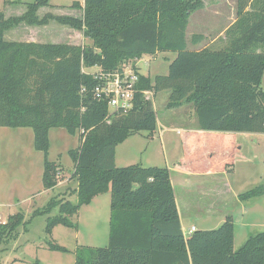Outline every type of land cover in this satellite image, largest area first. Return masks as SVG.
<instances>
[{"label":"trees","instance_id":"16d2710c","mask_svg":"<svg viewBox=\"0 0 264 264\" xmlns=\"http://www.w3.org/2000/svg\"><path fill=\"white\" fill-rule=\"evenodd\" d=\"M18 4L22 1H9ZM19 16L0 12V126L30 127L34 147L44 153L43 186L57 185L58 165L49 159L50 130L80 133V145L69 151L77 201L52 196L26 220L22 212L0 223V245L28 231L32 218L47 215L45 233L56 225L73 227L71 217L92 200L111 193L109 241L106 247L79 245L75 264H264V230L248 236L234 250L231 215L216 229L183 233L168 167L136 163L117 166V145L135 133L152 135L157 114L143 91H169L168 107L191 104L198 130L181 131L182 157L174 168L191 173L225 171L234 165L238 133H264V0H237V19L226 29L220 49H189V17L200 0H84L71 7L82 17H40L50 0H33ZM70 25L90 45L7 40L20 23ZM194 34L193 44L203 40ZM173 51L167 75L139 74L134 106L108 117V103L93 89L98 80L83 71L101 65L112 71L144 55ZM85 89V91H82ZM202 138H206L201 145ZM207 142L211 143L208 147ZM225 155L217 159V154ZM217 159V160H216ZM1 167V142H0ZM264 195V184L239 195L246 201ZM57 210L55 215L53 212ZM23 231L21 232V230ZM48 248L67 252L48 241Z\"/></svg>","mask_w":264,"mask_h":264},{"label":"rangeland","instance_id":"374dc122","mask_svg":"<svg viewBox=\"0 0 264 264\" xmlns=\"http://www.w3.org/2000/svg\"><path fill=\"white\" fill-rule=\"evenodd\" d=\"M9 1L18 0H0V12L3 11L7 17L22 15L27 9L24 3L33 0H19L23 3L18 4ZM75 1L84 2L50 0L48 7L57 8L56 15L80 18L81 11L71 7ZM200 1L202 7L189 17L186 31L188 47L191 50L220 49L227 42L226 29L237 19V0ZM39 16L42 17L41 14ZM194 34H202L203 40L193 44L191 38ZM5 37L11 41L65 43L77 46L92 43L83 37L82 31L53 19L42 25L20 23L7 31ZM175 57L176 53L173 51L147 55L138 62V66L141 74L145 76L167 75L169 64ZM96 70L98 69L91 68L88 72ZM261 88L264 91V75ZM168 100V90L160 91L153 97L152 105L158 121L153 132L155 141L144 139L140 133L133 134L129 141H124L118 147L117 162L120 167L140 162L145 164L148 156L152 166L166 167L163 164L164 149L160 130L166 126L171 129L170 127L176 124L185 127L192 124L196 116L191 104L184 103L182 106L171 108L167 105ZM145 134L147 133L144 132L143 135ZM180 136L176 130L164 131L162 139L165 140L170 156L176 148L178 154L182 155ZM235 137L241 148L240 153L235 150L232 152L233 166L228 165L225 171H217L219 173H194L186 180L178 181L176 178L174 184L175 192L181 198L180 205L184 213L188 214L184 216L186 231L193 223L199 230L216 229L227 215H231L235 225L234 250H238L249 235L264 230V195L246 201L239 199L240 194L264 184V133H239ZM205 140L206 138L201 139V145ZM50 141L49 159L55 161L59 167L58 182L54 189L46 190L42 181L44 153L34 147L33 129L0 126V223L17 212H22L26 220H29L33 211L44 207L52 196L77 201L74 195L76 182L72 180L74 162L69 151L80 145V133L71 135L64 128H53L50 130ZM207 145L210 147L211 143L207 142ZM216 157L224 158L225 155L219 153ZM129 158L134 160L129 161ZM200 187H203L204 191L200 190ZM110 203L111 193L101 194L96 203L84 206L78 215L71 217L73 227L56 225L51 236L45 233L47 215L32 218L28 231L0 245V264H75V250L79 245L106 247L109 241L107 215L110 213ZM56 213L57 210L52 215ZM48 241L63 246L68 251L51 250L48 248Z\"/></svg>","mask_w":264,"mask_h":264},{"label":"built area","instance_id":"2783aa9c","mask_svg":"<svg viewBox=\"0 0 264 264\" xmlns=\"http://www.w3.org/2000/svg\"><path fill=\"white\" fill-rule=\"evenodd\" d=\"M142 58L126 61L120 68L112 71L104 70L101 65L83 68L85 73L91 74L98 80L97 85L93 89V95L98 100L107 101L109 109L108 117L119 111L126 113L133 108L134 97L137 92L136 86L140 79L139 74H141L138 62ZM91 68L98 70L88 72V69ZM82 91H85V89ZM143 94L147 99L152 100L154 97L153 91L150 90H144ZM194 231H196V227L191 226L185 232V235L188 236Z\"/></svg>","mask_w":264,"mask_h":264},{"label":"crops","instance_id":"0c3cea01","mask_svg":"<svg viewBox=\"0 0 264 264\" xmlns=\"http://www.w3.org/2000/svg\"><path fill=\"white\" fill-rule=\"evenodd\" d=\"M82 5H83V3L84 2H80ZM45 8H47V10H45ZM48 10H50L51 11V13H53V14H56L55 13V10H57V8H52V7H43V8H41L40 10H39V15L41 14V16H43L44 15V13L46 14V13H48L49 11ZM46 11V12H45ZM81 15H82V12H81ZM83 37H84V35H83ZM144 56H147V55H144ZM143 56V57H144ZM154 56V55H153ZM156 95H154V97H155ZM195 115H196V113H195ZM171 129H169V127L168 126H166L164 129H161L160 130V137H161V143H162V148L164 149L163 151V156H164V162H163V164H165V166L166 167H168L169 168V170H170V175H171V182H172V185H173V189H174V192H175V184H174V182L176 181V178H178V181H180V180H186V179H188V177H192L191 175L192 174H194V173H191V172H185V171H179V169H176V168H174V165H175V163L177 162V161H179V159L182 157V155L180 156L179 154H178V148H176L175 149V152L172 154V156H170L168 153H167V149H166V144H165V140L164 139H162V137H164V131L165 130H176L178 133H179V135H180V132L183 130V131H186V132H190V131H197L198 130V122H197V117L195 116L194 117V120H193V123L191 124H188L187 126H182V125H174V127L172 126V127H170ZM239 134V133H238ZM141 136H143L144 137V139H147V140H151V141H155V135H154V133L152 134V135H149V136H145V135H143V134H140ZM132 136V135H131ZM130 136V137H131ZM129 137V138H130ZM129 138H127L126 140H125V142H127V141H129ZM179 142H180V147H182V140H181V136H180V139H179ZM122 143H124V141L122 142ZM119 145H122L121 143L119 144ZM119 145H117V148H116V157H115V162H116V165L117 166H121L118 162H117V159H118V147H119ZM179 147V146H178ZM180 150H182V148L180 149ZM182 154H183V150H182ZM151 155V154H150ZM129 161H133L134 159L133 158H129L128 159ZM151 161V159H150V156H148L147 158H146V163L145 164H143L142 162H140L141 164H143V165H145V166H152V161ZM161 162V163H162ZM1 168V167H0ZM174 173H177L176 175L174 174ZM207 173H219V172H207ZM207 173H203V174H207ZM182 175H184V176H182ZM209 175H212V174H209ZM216 175V174H215ZM201 189L200 190H202V191H204V188L203 187H200ZM214 191H216V190H214ZM101 195V194H100ZM100 195H98V196H96L93 200H92V202L89 204V205H92L93 203H96L98 200H99V197H100ZM76 196V195H75ZM175 197H176V202H177V207H178V211H179V215H180V219H181V224H182V229H183V233L185 234V232H186V229H185V225H184V220H185V218H184V216H188V214H186V213H184V211H183V207H181V205H180V201H179V199H181L180 198V195L178 194V193H176L175 192ZM71 199V198H70ZM85 206H88V205H85ZM84 207V206H83ZM82 207V208H83ZM81 208V209H82ZM108 216V221L110 220V213L107 215ZM197 216H201V215H197ZM186 220H189V219H186ZM223 223V222H222ZM191 226H195L196 227V230H199L200 228L195 224V223H193ZM190 228V227H189Z\"/></svg>","mask_w":264,"mask_h":264}]
</instances>
